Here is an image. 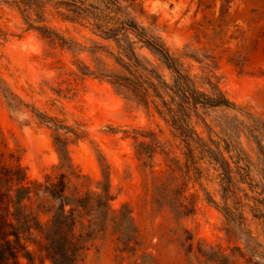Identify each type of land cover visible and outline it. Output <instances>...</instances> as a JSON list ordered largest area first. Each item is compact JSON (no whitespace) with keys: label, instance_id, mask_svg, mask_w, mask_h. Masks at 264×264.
I'll return each instance as SVG.
<instances>
[{"label":"rangeland","instance_id":"374dc122","mask_svg":"<svg viewBox=\"0 0 264 264\" xmlns=\"http://www.w3.org/2000/svg\"><path fill=\"white\" fill-rule=\"evenodd\" d=\"M124 2L132 7L129 10L141 25L156 28V33L176 55L195 52L214 56V61H207L211 65L207 69L193 58L182 60L198 81L211 75L236 108L210 109L205 119L211 128L202 121L196 128L203 136L211 134L214 139H231L244 152L249 164L247 178L233 173L234 180H239V195L245 204L238 209L241 212L243 208L248 229L264 241V221L253 216V207L260 209L257 213H264L261 154L264 130L256 122L259 120L264 125V0H228L223 14L222 0ZM46 24L76 41L75 47L69 49L50 42L25 23L17 7L0 0V77L22 100L12 109L0 92V149L6 155L3 161L8 163L9 153L13 152L29 181L43 180L47 173L55 171L60 160L54 145V127L48 121L42 122L37 113L69 127L66 135L70 138L73 164L91 179L93 187L108 176L112 208L129 205L140 228L143 249L155 256L151 261L147 256L138 258L125 253L124 258L117 259L115 237L107 233L90 243L82 264H136V258L141 264H217L197 251L199 245H221L228 251L234 245L244 247L248 237L245 232L227 233L229 224L222 211L221 178L213 168L205 169L207 163L201 162L205 170L201 179L194 177L188 181L187 196L195 203V210L181 219L179 225L166 208L162 211L153 203L135 153L136 131L155 132L162 141L173 144L175 154L182 160L184 155L180 152L179 139L153 109L147 111L128 103L98 74L105 65L109 69L117 67L107 52H116L114 42L94 35L88 27L51 15ZM138 51L170 78L169 70L147 48ZM202 86L208 88V84ZM139 139L149 138L140 136ZM152 165L157 172L164 170L163 155L156 153ZM145 173L150 176V168ZM206 191L216 203L208 200ZM250 197L259 198L263 204L255 206ZM40 217L47 218L42 213ZM181 227H186L191 234ZM189 235L194 237L191 253L187 251ZM21 262L29 264L24 257ZM35 264L52 263L48 259L41 261L36 253Z\"/></svg>","mask_w":264,"mask_h":264},{"label":"trees","instance_id":"16d2710c","mask_svg":"<svg viewBox=\"0 0 264 264\" xmlns=\"http://www.w3.org/2000/svg\"><path fill=\"white\" fill-rule=\"evenodd\" d=\"M5 1L17 7L25 23L52 43L69 49L77 44L47 25L48 15L88 27L94 35L114 42L116 52H107L117 67L109 69L105 65L98 74L105 77L128 103H135L147 111L153 109L179 139L180 152L184 155L182 160L175 154L173 144L162 141L155 132L136 131L135 153L153 203L162 211L166 208L174 223L179 225L181 219L195 210V203H191L187 196L188 181L194 177L201 179L205 173L201 162L207 163L205 169L213 168L221 178L224 191L222 211L229 224L227 233L240 230L248 237L244 247L234 245L230 251L221 245L210 244L199 245L197 251L217 264H264V241L248 229L243 208L241 212L238 209L245 204L239 195V180H234L233 173L247 178L249 164L244 152L231 139H214L211 134L203 136L196 128L199 121L211 128L205 119L210 109L236 108L211 75L207 74L203 81H198L182 60L184 57L193 58L207 69L214 56L195 52L193 55L183 52L176 55L156 33L155 27L148 29L138 22L129 10L132 7L124 0ZM227 2L222 0L221 14L227 11ZM143 47L165 65L170 72L169 79L150 58L139 53L138 49ZM202 84H208V88H203ZM0 92L12 109L22 101L1 77ZM37 114L42 122L48 121L54 127V145L60 162L43 180L29 181L14 153H9V162L5 163L3 157L6 159V155L0 149V264H23L21 257L29 264H35L36 253L41 256V261L48 259L52 264H82L90 243L107 233L115 237L117 259L128 253L138 258L147 256L154 261L155 256L143 249L140 228L129 205L112 208L113 195L108 176L93 187L91 179L73 164L69 154L70 138L66 135L70 128L41 112ZM256 122L258 128L264 130L262 122ZM74 134L78 136V133ZM140 136L149 139L140 140ZM156 153L164 158L165 169L159 172L153 170L152 165ZM261 154L264 161V152ZM148 168L150 176L145 173ZM252 199L255 206L263 204L259 198L250 197ZM208 200L216 203L211 195ZM253 208L254 218L264 221V213L259 214L260 209ZM40 213L46 215V220H42ZM181 229L191 234L186 227ZM193 241L194 237L189 235V253L193 251ZM135 263L141 264L137 258Z\"/></svg>","mask_w":264,"mask_h":264}]
</instances>
